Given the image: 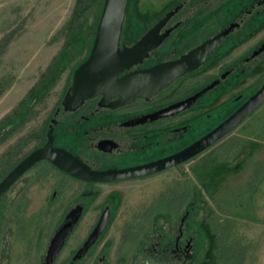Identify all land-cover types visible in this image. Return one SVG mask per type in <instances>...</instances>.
Instances as JSON below:
<instances>
[{
    "label": "flooded vegetation",
    "instance_id": "1",
    "mask_svg": "<svg viewBox=\"0 0 264 264\" xmlns=\"http://www.w3.org/2000/svg\"><path fill=\"white\" fill-rule=\"evenodd\" d=\"M134 10L130 0L121 47L133 46L163 21L158 32L162 39L142 61L123 69L118 77L181 61L217 35L224 33V37L195 69L176 76L154 93L137 95L125 103H120L119 94L107 96L101 92L76 108L65 109L63 101L73 92L72 76L46 130L31 131L0 153V182L34 150L44 147L50 137L53 148L65 150L94 171L156 161L203 137L264 84V50L258 53L264 43V0H165L157 14H145L142 22ZM253 79L257 80V88L248 91L247 85L251 86ZM174 86L177 95H164ZM188 100L190 105L176 112V104ZM16 111L14 115L20 113L17 125L28 120L22 118L21 108ZM1 124L0 139L11 128L6 127L5 120ZM166 169L119 180L90 181L71 175L49 159L37 161L0 197V264H46L54 237L68 224L71 229L50 264H198L197 256L203 248L202 226L189 223V210L176 225L166 228L164 223L144 236L151 225L148 211L132 214L114 258L110 252L114 237L104 239L115 221L120 197L116 189L104 194V188L161 174ZM21 182L14 200L7 204L8 193ZM44 190L43 197L37 198L38 192ZM32 205L35 208L31 211ZM103 214L108 215L107 226L81 257V248ZM16 244H20L19 249ZM27 244L29 247H25Z\"/></svg>",
    "mask_w": 264,
    "mask_h": 264
},
{
    "label": "rangeland",
    "instance_id": "2",
    "mask_svg": "<svg viewBox=\"0 0 264 264\" xmlns=\"http://www.w3.org/2000/svg\"><path fill=\"white\" fill-rule=\"evenodd\" d=\"M76 1L0 0V42L9 39L4 51L0 53V78L7 77L10 83L0 96V123L5 120L6 127H11L0 139V153L8 150L29 132L46 128L52 112L71 84L75 69L88 58L102 7L99 8L98 3H94L99 0H93L94 4L86 18L70 31L66 25ZM164 2L165 0H132L140 22L145 14H157ZM254 81L255 79L251 80V86L247 85L248 91L257 88ZM263 81L264 72L261 76V82ZM175 86L164 95L171 92V96L177 95L178 89ZM18 108H21L22 118L28 119L21 125L16 123L20 113L14 115ZM248 141L260 142V149L246 159L245 169L231 175L223 188L213 195L211 180L207 179L202 183V171L216 162L220 164L230 161L231 165H236V162L249 153V149L242 151L243 153L240 151L242 144ZM32 145L33 143L28 144L23 150ZM238 152L242 154L237 158L235 155ZM21 185L22 182L8 193L7 204L14 200ZM183 188L191 190V197L186 205L192 204L194 210L189 223L198 228L201 225L206 232V238L200 239L203 248L197 256L198 264H264V103L234 130L179 167L104 188V194L116 189L120 195L116 204L115 221L104 236V239L107 236L114 237L110 251L112 258L116 256L121 233L126 222L132 220V214L139 215L148 211L164 196L168 197L171 192L178 189L181 191ZM45 192L46 190L39 191L36 197L42 198ZM203 200L208 209H203ZM176 201H172L173 205ZM219 207L229 208L235 213ZM34 208L35 205H32L31 211ZM210 208L213 216L208 213ZM185 212L186 208L173 213L159 211L151 217V225L144 229L143 236L164 223L166 228L169 224L176 225ZM25 247L21 246V249ZM15 248L19 249L20 244H16Z\"/></svg>",
    "mask_w": 264,
    "mask_h": 264
},
{
    "label": "water",
    "instance_id": "3",
    "mask_svg": "<svg viewBox=\"0 0 264 264\" xmlns=\"http://www.w3.org/2000/svg\"><path fill=\"white\" fill-rule=\"evenodd\" d=\"M129 2L130 0H104L90 54L87 60L80 64L73 73V92L70 96L66 95L63 101L65 109L76 108L86 98L101 92H104L107 96L113 94L121 95L120 103L130 101L137 95L154 93L167 85L176 76L185 71L195 69L204 60L207 53L212 51L224 37V33L217 35L212 40L184 55V59L181 61L160 64L148 70H138L123 77H118V74L123 69L142 61L150 50L157 47L162 39L158 32L163 21L158 23L133 46L121 47L122 32ZM263 50L264 43L258 53ZM191 100L176 104V112L188 107ZM263 103L264 84L228 118L184 149L144 165L120 170H91L65 150L53 148L52 138L50 137L44 147L34 150L0 182V197L26 169L41 159H49L59 167L67 170L71 175L90 181L119 180L143 176L174 167L218 142ZM108 219V215L103 214L92 234L81 248V257L103 232L107 226ZM70 229L71 226L68 224L56 234L51 243L46 264H50L56 253L61 249ZM141 264L156 263L146 261Z\"/></svg>",
    "mask_w": 264,
    "mask_h": 264
},
{
    "label": "trees",
    "instance_id": "4",
    "mask_svg": "<svg viewBox=\"0 0 264 264\" xmlns=\"http://www.w3.org/2000/svg\"><path fill=\"white\" fill-rule=\"evenodd\" d=\"M94 3H98V7L99 8H103V4H104V0H99L98 2H94ZM93 0H77L76 1V5L74 7L72 16L68 22V24L66 25V28L70 29V31H73L82 21L83 18H86V14L89 11L90 7L93 6ZM102 11V10H101ZM101 11H100V15H101ZM100 15H99V19H100ZM99 22V21H98ZM9 39H3L0 42V53H2L6 47V44L8 43ZM10 83L7 77H1L0 78V96L5 92V90L9 87ZM261 147V143L260 142H244L242 144V146L240 147V151L245 152L247 149H249V153H247L241 160H239L238 162H236V165H231L230 161H226V162H221L220 164L218 162H216L215 164H210L211 167H206L204 169V171H202L203 174L202 175V179L203 182H206L207 179L211 180V193L213 195L217 194L222 188L223 185L226 183V181L229 179V177L233 174H237L239 171H242L243 169H245V165H246V159L250 158L251 154H254L257 150H259ZM242 152V153H243ZM240 152H238L237 154H239ZM240 153L239 155H235L238 157L241 156ZM218 163V165H217ZM216 165V167H212ZM202 181V180H201ZM206 185V184H205ZM180 189V188H179ZM175 190L173 192H171L168 197L164 196L163 200H160L157 204H155L153 207L149 208L148 213H149V219L156 213H158L159 211L165 210L168 212H181L182 209L186 208V210H189V214L191 215L193 212V207L190 205H186L187 202L190 200L191 197V190L183 188L181 191L180 190ZM199 192H197L198 194ZM173 200H177L175 205H173L172 201ZM199 200V199H197ZM178 203V204H177ZM201 205L204 207L206 206V201H201ZM199 205V204H198ZM220 209L223 210H229V208L226 207H219ZM197 209V208H196ZM205 209H208V207H205ZM211 209V208H210ZM232 213H235L234 211L229 210ZM210 216H213V210L211 209L209 212ZM202 233L200 234L201 240H204L206 238L205 236V230L201 227L200 230ZM209 233L213 234V231L209 230ZM219 247V246H218Z\"/></svg>",
    "mask_w": 264,
    "mask_h": 264
}]
</instances>
